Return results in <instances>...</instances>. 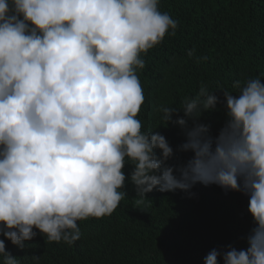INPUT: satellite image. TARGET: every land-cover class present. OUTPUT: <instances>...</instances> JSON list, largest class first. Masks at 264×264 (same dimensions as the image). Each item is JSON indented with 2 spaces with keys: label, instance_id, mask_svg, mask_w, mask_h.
Listing matches in <instances>:
<instances>
[{
  "label": "clouds",
  "instance_id": "clouds-1",
  "mask_svg": "<svg viewBox=\"0 0 264 264\" xmlns=\"http://www.w3.org/2000/svg\"><path fill=\"white\" fill-rule=\"evenodd\" d=\"M158 4L0 0V233L21 248L37 235L33 228L49 242L72 244L77 221L110 215L126 195L128 158L141 196L154 188L187 191L196 182L248 195L255 223L249 246L212 249L204 264H218L221 255L224 264H264V83L251 80L237 96L223 91L228 119L214 138L195 121L219 98L205 86L185 98L184 117L173 123L185 129L180 150L193 156L174 175L166 165L172 147L159 132H142L137 119L145 100L140 54L169 29L175 35L178 23ZM161 111L170 121L177 109ZM0 254L4 264H18L4 240Z\"/></svg>",
  "mask_w": 264,
  "mask_h": 264
},
{
  "label": "trees",
  "instance_id": "trees-1",
  "mask_svg": "<svg viewBox=\"0 0 264 264\" xmlns=\"http://www.w3.org/2000/svg\"><path fill=\"white\" fill-rule=\"evenodd\" d=\"M158 8L178 23L175 35L169 29L159 44L140 54L145 67L136 74L145 100L137 119L142 132L166 138L173 149L166 165L179 176L177 169L193 156L180 150L185 129L173 123L184 117L185 98H194L201 86L219 98L215 109L195 121L208 125L214 138L228 119L223 91L237 96L251 80L264 83V0H159ZM162 107L177 109L172 120L163 118ZM185 118L191 128L193 120ZM154 151L159 158L161 150ZM133 169L125 158L120 191L126 195L110 215L77 221L80 237L72 244L49 242L33 228L37 235L23 248L0 233L6 251L18 264H204L212 249L222 254L247 249L255 227L248 195L196 182L187 191L154 188L141 196L130 178ZM162 170L163 165L156 174ZM217 259L224 264L222 255Z\"/></svg>",
  "mask_w": 264,
  "mask_h": 264
}]
</instances>
